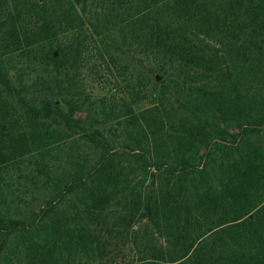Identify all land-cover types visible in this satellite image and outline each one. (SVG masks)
<instances>
[{"label": "trees", "instance_id": "obj_1", "mask_svg": "<svg viewBox=\"0 0 264 264\" xmlns=\"http://www.w3.org/2000/svg\"><path fill=\"white\" fill-rule=\"evenodd\" d=\"M89 46L160 105L93 114ZM0 89V264H107L143 221L136 264H264V0H0Z\"/></svg>", "mask_w": 264, "mask_h": 264}, {"label": "rangeland", "instance_id": "obj_2", "mask_svg": "<svg viewBox=\"0 0 264 264\" xmlns=\"http://www.w3.org/2000/svg\"><path fill=\"white\" fill-rule=\"evenodd\" d=\"M88 37H90L89 34H87V38ZM88 40L89 42L91 41L90 39ZM20 54L21 53L16 54L17 57H19L18 59L23 58V55ZM18 59L11 64V67H13L12 74H16L14 76L15 79L19 77L22 78V76H24V79L22 78L23 81L27 82L29 85H34L36 81L38 85H40L43 81H45L47 73L43 69V66L38 67L36 65H28L30 62L34 64L32 61V54H26L24 60H21L22 62H20ZM25 61L28 64H25ZM72 71L73 76L76 78V83L84 92V98L86 99L87 106H91L92 112L95 115H111L113 109L114 115L125 117L127 112L125 108L126 105H130L132 107L135 115H140L141 112H145L155 106L160 105L159 97L155 96V94L153 95V93L152 95L149 93V91L153 88L151 85L147 86L146 99H142L138 102H132V99L128 96V93L125 92V86L115 65L110 64V61L107 57H105L104 60L100 59L99 56L95 54L91 46H89L88 50L83 53L80 64L74 66ZM143 72L146 71L143 70ZM137 73H139V71ZM134 86H136V82H134ZM34 88L37 87L34 86ZM163 103L164 105L166 104L165 102ZM23 159L26 160L27 158L25 157ZM20 177H24L21 170L15 175L11 176V178H13L12 181L15 182L18 180L23 182L24 180H21ZM144 223L145 222L143 221L142 224H138L132 228L128 234L121 235L117 241L112 242V245L114 246L116 244L118 245V248L115 246L117 251H114L112 257L108 258L107 264H136L138 254L130 242L133 237V231L138 230L141 225L143 227ZM110 227L111 226H99L97 231L100 233V235L107 239L110 235ZM119 230L123 231V229ZM16 264L29 263L22 260L18 261Z\"/></svg>", "mask_w": 264, "mask_h": 264}]
</instances>
